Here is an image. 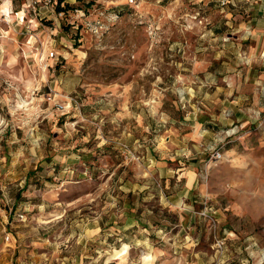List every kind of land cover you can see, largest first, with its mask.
I'll use <instances>...</instances> for the list:
<instances>
[{
    "label": "rangeland",
    "instance_id": "1",
    "mask_svg": "<svg viewBox=\"0 0 264 264\" xmlns=\"http://www.w3.org/2000/svg\"><path fill=\"white\" fill-rule=\"evenodd\" d=\"M221 1L14 0L0 264H264V106L243 129L196 122L261 63L264 0Z\"/></svg>",
    "mask_w": 264,
    "mask_h": 264
},
{
    "label": "crops",
    "instance_id": "2",
    "mask_svg": "<svg viewBox=\"0 0 264 264\" xmlns=\"http://www.w3.org/2000/svg\"><path fill=\"white\" fill-rule=\"evenodd\" d=\"M251 49L259 54L261 58L259 62L261 63H257L256 65L253 63V65L247 67L248 73L245 76L243 87L238 91L236 98L237 101L231 97L223 99L221 101L223 104L222 112L219 115H215L214 117L210 114L199 115L196 119L197 123L212 122L213 119H216L223 125H235L243 129L260 118L259 115L263 113L261 111L264 106V48L263 46L261 47V45H258L257 41L255 44H251ZM258 66L260 67L259 70L257 69L259 68ZM229 78L232 79V76ZM234 78L235 77H233V79ZM251 102H253V104L256 102L261 104H257L254 109H250L249 106ZM203 114H206V112ZM260 131L261 133H264V123ZM179 171L187 180V187L184 196H190L196 180V172L190 167H181L179 168Z\"/></svg>",
    "mask_w": 264,
    "mask_h": 264
},
{
    "label": "built area",
    "instance_id": "3",
    "mask_svg": "<svg viewBox=\"0 0 264 264\" xmlns=\"http://www.w3.org/2000/svg\"><path fill=\"white\" fill-rule=\"evenodd\" d=\"M130 2L132 0H129ZM13 2L14 0H0V24H2V28L0 27V38L5 34V29L3 28V26H11L12 23V19H11V14H14V19L17 23L18 20L19 21H23L24 20V13L23 10H15L13 12ZM39 0H26V3L28 4V6L32 9V11L35 10L36 5L38 4ZM224 0L221 1V4H224ZM45 5H54L56 4L55 0H45L44 2ZM3 7V8H1ZM58 15H61L62 12H58ZM50 56L53 55V52L49 53ZM59 107H61V105H59ZM221 156L219 151H216L214 153V157L219 158ZM21 216V215H19ZM9 237L7 236V239Z\"/></svg>",
    "mask_w": 264,
    "mask_h": 264
},
{
    "label": "bare ground",
    "instance_id": "4",
    "mask_svg": "<svg viewBox=\"0 0 264 264\" xmlns=\"http://www.w3.org/2000/svg\"><path fill=\"white\" fill-rule=\"evenodd\" d=\"M119 253V252H118Z\"/></svg>",
    "mask_w": 264,
    "mask_h": 264
}]
</instances>
